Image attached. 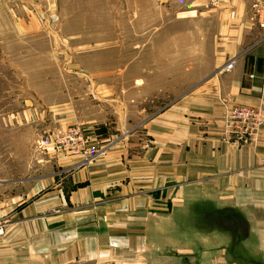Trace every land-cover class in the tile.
<instances>
[{
    "label": "crops",
    "instance_id": "crops-1",
    "mask_svg": "<svg viewBox=\"0 0 264 264\" xmlns=\"http://www.w3.org/2000/svg\"><path fill=\"white\" fill-rule=\"evenodd\" d=\"M222 9L225 49L140 132L0 178V264H264V129L242 144L223 121L264 91V37L247 0Z\"/></svg>",
    "mask_w": 264,
    "mask_h": 264
},
{
    "label": "rangeland",
    "instance_id": "rangeland-1",
    "mask_svg": "<svg viewBox=\"0 0 264 264\" xmlns=\"http://www.w3.org/2000/svg\"><path fill=\"white\" fill-rule=\"evenodd\" d=\"M231 1L0 0V178L51 163L43 134L140 132L225 49Z\"/></svg>",
    "mask_w": 264,
    "mask_h": 264
},
{
    "label": "built area",
    "instance_id": "built-area-1",
    "mask_svg": "<svg viewBox=\"0 0 264 264\" xmlns=\"http://www.w3.org/2000/svg\"><path fill=\"white\" fill-rule=\"evenodd\" d=\"M249 1L251 22L264 33V0ZM209 4L212 8H218L221 0H209ZM234 66L235 62H230L224 70L230 71ZM223 121L226 132L235 139L234 142L242 144L255 142L264 129V91L256 105L225 106ZM37 149L42 152L53 151L68 157H81L89 161L102 153L97 135L83 125H74L64 131L39 136ZM3 232V228L0 227V234Z\"/></svg>",
    "mask_w": 264,
    "mask_h": 264
},
{
    "label": "trees",
    "instance_id": "trees-1",
    "mask_svg": "<svg viewBox=\"0 0 264 264\" xmlns=\"http://www.w3.org/2000/svg\"><path fill=\"white\" fill-rule=\"evenodd\" d=\"M96 133L100 138H105L108 136L106 129L96 130Z\"/></svg>",
    "mask_w": 264,
    "mask_h": 264
}]
</instances>
